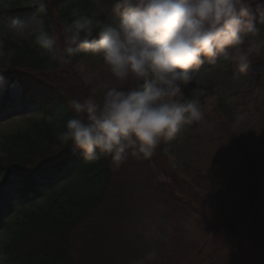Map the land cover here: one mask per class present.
I'll return each mask as SVG.
<instances>
[{
    "label": "trees",
    "instance_id": "16d2710c",
    "mask_svg": "<svg viewBox=\"0 0 264 264\" xmlns=\"http://www.w3.org/2000/svg\"><path fill=\"white\" fill-rule=\"evenodd\" d=\"M114 2L109 4L107 13H101L99 18L106 19L107 15L118 17L113 11ZM92 7L91 0H34L30 5H24V0H9L5 7H0V12L6 16L35 14L41 20L44 31L55 39L59 36L62 45L59 50H62L66 37L65 25L79 15H90ZM249 11L253 23L262 19L264 0H254L249 5ZM35 36L36 32L21 41L0 39L5 52L14 50L10 62L0 61V75L9 79L10 83H17L22 106L34 104L40 115L28 120L25 127L3 134L0 140V184L6 183L11 176L16 177L19 183L18 201L23 203L15 209L14 216L5 225L6 239L1 250L8 255L10 264H135L150 251L156 252L157 259L147 263H177L181 227L178 221L172 226L167 225L168 218L176 213L192 215L198 226L205 230L219 236V233L227 232L224 220L226 216L234 218L228 214L233 205L232 194L228 196L229 199H220L219 203L211 199L210 195L217 193L220 187L223 194L227 193L230 188L225 184L224 177L230 178V173H233L234 178L228 183L230 187L236 188L230 190L237 198L245 197V207L241 203L237 207L241 211L238 215L241 219L250 215L252 217L253 213L257 215L254 198L264 163V106L259 107L263 111L256 126L259 134L247 142L230 131L229 122L221 114L217 117L220 122L219 139L214 150L218 140L221 143L222 139L229 137L236 152L231 157V167L222 170V174L219 172L220 178L215 179L217 183L212 184L210 176L203 174L199 168L191 171L188 179H184L208 192L209 200L203 199L205 203L200 207H194L192 196L188 195L190 200L175 197L176 193L163 187L160 184L162 181L150 169L146 177L148 185L144 189H130V182H126L128 179L123 171L120 177L122 181L112 183L114 177L109 159L84 162L80 152L75 151L70 143L63 144L58 140V133L64 130L67 120L76 115L70 109L69 101L77 99L83 102L90 95L83 91L75 73L66 70L64 63L69 58L53 60L48 52L35 43ZM220 59L217 57V62ZM210 65L205 60L195 73ZM227 73L249 79L258 78L264 73V58L253 60L244 73L230 64ZM137 86L138 82L127 80L125 87L108 84L106 88L128 90ZM0 105H3L0 109L3 111L6 101H0ZM122 164L119 167L122 168ZM174 173L177 174L174 169L171 175L169 171L165 173L168 174L166 177L170 180V186H173L170 177L179 182ZM64 176L70 179L62 186L55 187V183ZM133 190L142 195L150 192L152 199H162L169 207L157 230H152L149 220L135 214L141 204L129 196ZM189 190L194 191L191 188ZM37 198H41V201L35 202ZM193 198L196 200V195ZM252 235L250 232L248 238ZM210 239L212 250L231 245L225 239ZM230 256L227 254L228 260ZM222 259L217 256L215 260L220 263ZM244 263L251 264V261H241V264ZM252 264H264V261L259 258L258 263L255 260Z\"/></svg>",
    "mask_w": 264,
    "mask_h": 264
},
{
    "label": "clouds",
    "instance_id": "9594fccd",
    "mask_svg": "<svg viewBox=\"0 0 264 264\" xmlns=\"http://www.w3.org/2000/svg\"><path fill=\"white\" fill-rule=\"evenodd\" d=\"M253 2L115 0L118 17L99 18L101 8L66 24L62 50L42 27L36 29L35 43L53 60L83 50L99 57L116 79L138 82L128 90L109 87L83 102L69 101L76 115L67 120L58 140L70 143L84 162L105 158L119 167L129 156L150 159L162 141L173 140L183 127L203 119L199 97L204 90L192 88L194 95L188 99L184 89L194 83L205 60L217 64L222 57L244 73L253 60L264 58L261 19L255 26L249 11ZM10 28L17 38L29 35L23 21L13 20ZM13 55L0 40V61L10 62ZM243 119L242 114L236 117L237 122ZM5 239L0 235V249ZM156 259L150 251L135 264ZM0 264H10L2 250Z\"/></svg>",
    "mask_w": 264,
    "mask_h": 264
},
{
    "label": "rangeland",
    "instance_id": "374dc122",
    "mask_svg": "<svg viewBox=\"0 0 264 264\" xmlns=\"http://www.w3.org/2000/svg\"><path fill=\"white\" fill-rule=\"evenodd\" d=\"M8 1L0 0V7H5ZM91 1L93 3V11H99L102 8L103 11L101 13L106 14L109 4L115 0H99V3H97V0ZM33 3L34 0H24V5ZM109 16L107 15V17ZM13 20L23 21L29 35L24 38L15 37L10 28V22ZM259 21L257 20L254 25L259 27ZM41 27V20L33 13L6 16L0 12V39L26 40L36 32V29ZM260 27L264 29V17L261 19ZM56 41L59 50L62 46L59 36H56ZM78 53L69 58L68 62L64 63V66H66V70L69 69L75 73L86 95L89 94L91 96L93 92L99 93L108 84L110 86L120 84L125 87V81H120L113 77L99 57L88 52L81 53L79 51ZM229 65L221 57L217 64H212L195 73L194 83L184 89L185 98L188 99L194 95L192 88L204 90V94L199 97L201 109L204 113L203 119L195 125L183 127L173 140L162 141L154 155L147 159L146 162H144V159L129 156L121 168L116 167L109 160L114 177L112 183L122 181L120 177H122L123 171L124 175L126 174V179H128L126 182H130V189H144L148 185L146 177L148 169H150L155 173L158 180L162 181L160 184L163 187L176 193L175 197L190 200L188 195L192 196L191 201L194 207H200L205 203L203 199H208V192L204 191L199 185L197 187L184 179H188L189 173L199 168L203 174L210 176L209 181L215 184L217 183L215 179L220 176L219 172L222 174V170L231 167V157L236 152V148H233L232 140L229 137L226 140L222 139L221 143L218 140V145L214 150L217 139H219L220 122L217 117L221 114L229 122L230 131L240 137L243 142H247L250 139H255L256 135L259 134L256 126L259 116L263 112L259 107L264 106V73L254 79L242 77L241 75H230L227 73ZM3 99L4 103L6 101V105L3 108L4 110L0 111V140L3 134L21 129L26 126L28 120L40 117L34 104L28 107L22 106L20 86L17 83L9 85L4 79L3 83L0 84V101H3ZM241 114L244 119L241 122H237L236 117ZM164 149H167V154ZM1 156L2 152L0 150ZM173 169L177 173L176 175L174 173L175 179L179 182L174 181L170 177L173 183V186H170V180L166 177L168 174L165 173L169 171L171 175L173 174ZM64 172H67V170ZM229 175L230 178L224 177L225 184L231 190L236 189L233 186L230 187L228 182L234 176L233 173ZM258 178V191L254 198L255 202L253 201L257 215L253 213L252 217L250 215V217L246 216L241 219V216L238 215L241 211L237 207L239 203L245 207L243 204L245 197L237 198L236 194L230 189H227L229 192L227 191V193L223 194L220 187L217 193L213 192L210 195L212 196L211 199L219 203L220 199L225 197L229 199L228 196L230 193L232 194L231 202L233 205L230 207L228 214L234 218L226 216L227 218L224 220L226 226H224L228 229L227 232L219 233L220 236L215 232L199 227L192 215H186V217L176 213L168 218L167 225L172 226L178 221L181 227V243L177 250L178 262L174 264H241L243 260L251 261L252 264L255 260L258 263L259 258L260 261H264V163ZM69 179V176H64L54 186H62ZM18 188L19 183L14 176H11L6 183L0 184V235L4 237L5 225L14 216L15 209H18L23 204L18 201ZM189 188L194 191H190ZM221 191L222 193H220ZM243 191L247 192L244 187ZM194 195H196V200L193 198ZM129 196L140 201L141 205L135 214L142 219L149 220L152 230H157L169 207L162 199H152L153 195L150 192L142 195V193L139 194L136 190H133ZM40 201L41 198L35 199V202ZM250 232L253 235L248 238ZM213 237L218 240L225 239L231 245L226 244L224 249L212 250L210 247L212 239L210 238ZM199 247L200 249H198ZM199 252L201 253L198 255ZM227 254L231 255L229 260ZM216 255L218 258L223 257L220 263L215 260ZM162 264H166V262Z\"/></svg>",
    "mask_w": 264,
    "mask_h": 264
}]
</instances>
